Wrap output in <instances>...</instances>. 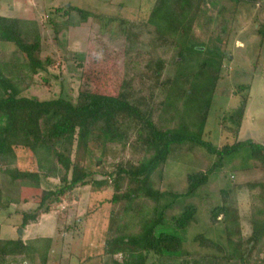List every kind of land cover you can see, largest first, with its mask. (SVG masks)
<instances>
[{
  "label": "trees",
  "instance_id": "1",
  "mask_svg": "<svg viewBox=\"0 0 264 264\" xmlns=\"http://www.w3.org/2000/svg\"><path fill=\"white\" fill-rule=\"evenodd\" d=\"M233 1L235 13L245 7L257 9V16L264 12V0ZM145 2L149 6L146 21L125 22V27L117 35L124 40V62L121 67L117 66L115 59H107L98 53L88 55L87 50L69 56L71 64L67 67V74L80 81L74 98L71 97V90L45 99L29 95L40 82L47 89L49 78L40 75L48 76L49 69H61V65L55 67L56 61L42 58L40 30L35 20L0 15V43L11 45L20 56V61L5 64L0 61V176L17 190L14 197H5L0 188V211L6 210L11 204L32 202L36 208L32 213L21 214L20 228L24 229L53 210L57 211L56 222L64 226L68 212L62 209L60 213V206L73 199L76 188L91 186L96 190L111 189V203L124 204L106 219V238L98 255L104 264H264L262 181L245 186L252 190L258 188L263 199L261 208L252 207L249 221L251 232L247 237L241 235L236 210L228 205L231 191L220 192L223 205L210 211V222L212 225L220 222L224 224L225 246L202 235L194 239L199 248L215 251L218 255L205 254L191 257L190 260L182 257L183 242L177 231L186 230L194 222L193 206L185 207L179 217H172L171 228H163L167 224L164 212L170 205L160 207L162 198L170 195L177 199L194 194L207 184L209 177L222 166L225 158L241 150L248 152L253 166L260 167L264 172V143L246 142L214 148L202 141L200 136L182 137L156 132L154 119L164 107V102L154 100L163 90L170 89L172 81L169 77L162 78L166 66L164 60L154 57L151 51L139 50L140 27L152 26L154 35H159V41L156 37L154 42L163 47L172 45L173 41L182 45L190 37L192 21L196 20L200 9H192L187 0ZM174 3L178 6L175 12L172 10ZM51 9L46 10L45 17L55 38L67 31L71 12L81 17L85 14L82 9L72 6L55 8L54 11ZM160 9L166 10L161 24L155 23L156 14L163 13ZM119 10H122L121 6ZM177 12L182 20L187 17L188 20L184 22L186 27L175 22L178 20L175 15ZM56 15L61 17L58 22L54 21ZM116 19L122 23L120 14ZM254 21L257 25L254 34L261 46L264 44V20L261 23ZM167 29H170L169 32H164ZM181 45L174 47L177 53L182 51ZM61 50H65V45L62 44ZM143 56L142 65L139 60ZM62 60L66 58L63 56ZM54 78L62 90L64 78L61 74ZM236 89L239 105L222 118L224 131L233 137L238 134L243 120L250 85H241ZM155 139L163 140L165 149L161 156L144 166L143 157ZM184 143L200 147L208 155L215 156L217 161L206 171L187 175L184 195L149 191V173L160 160L165 161L171 147ZM109 145H117L121 149L128 147V158L112 165V170L103 179L95 180L100 172L89 167L94 151L97 150L102 158L108 153ZM19 151L29 155L34 170H21L18 167ZM48 180H57L56 186H47ZM42 183L47 186L46 189L41 188ZM220 215L222 219L218 221ZM71 223L72 227H66V231L72 234L77 224L76 220ZM38 241L0 237V264H5L6 258L27 260L37 256ZM62 260V255H55L51 262L62 264Z\"/></svg>",
  "mask_w": 264,
  "mask_h": 264
},
{
  "label": "rangeland",
  "instance_id": "2",
  "mask_svg": "<svg viewBox=\"0 0 264 264\" xmlns=\"http://www.w3.org/2000/svg\"><path fill=\"white\" fill-rule=\"evenodd\" d=\"M198 1L187 0L188 6L190 5L192 9L199 7L200 11L196 20L192 21L190 37L184 40L182 45L173 41L172 45L163 47L154 42L156 37L159 41V35H154L152 26L140 27L142 33L138 40L139 50L151 51L154 57L164 60L166 66L162 78L169 77L172 81L170 89L163 90L154 100L164 102V107L154 119L156 132L158 134L168 132L170 135L177 134L182 137L200 136L202 141L210 143L214 148L246 142L262 144L264 44L260 46V40L254 34L257 26L254 19L261 23L264 20V12L258 13L257 16V9L245 7L246 10L241 8L235 13L233 0ZM67 6L82 9L85 11V18L71 12L67 31L55 38L45 17L46 10L52 8L54 11L55 8ZM119 6L122 10H119ZM148 7L145 0H0V15L35 20L40 30L42 58L48 57L56 61L55 67L61 65V69L58 67L49 69L48 76L40 75L49 78L47 89L41 85L39 79L40 85L29 95L45 99L62 91L71 90V97L74 98L80 81L77 78H70L67 74V67L71 64L68 61L69 56L74 52L87 50L88 55L98 53L107 59L111 57L115 59L117 66L121 67L124 62L122 55L124 40L117 35L125 27V22L133 20L145 22L149 13ZM166 8L168 10V5ZM177 8V4L174 3L172 10L175 12ZM165 9H160L163 13L156 14L155 23H162ZM119 14L122 23L116 19ZM175 15L178 17L175 22L181 27H186L184 22L188 20L187 17L182 20L178 12ZM171 16L173 17L172 14ZM60 20L59 15L54 17L55 22ZM169 30L164 32L168 33ZM167 38L173 40L169 36ZM62 44L65 45L64 51L61 50ZM176 45H181V52L177 53L174 50ZM63 56L66 60H62ZM144 58L143 56L139 60L142 65ZM0 61L4 64L20 61V56L11 45L0 43ZM60 74L65 81L62 90L54 78ZM241 85H250V91L238 134L233 137L224 131L222 118L238 107L236 88ZM107 149L108 153L102 158L99 157L97 150L94 151L89 167L100 172L95 176V180L103 179L104 175L112 170V165L128 158V147L121 149L117 145H109ZM164 149V141L155 139L143 157L144 166L161 156ZM170 149L171 152L165 157V161L160 160L149 173V191L184 195L187 189V175L206 171L217 161L215 156L208 155L203 149L191 143ZM17 164L21 170H34V166L30 165L29 155L23 151L18 152ZM253 165L254 162L248 152L241 150L225 158L222 166L209 177L207 184L194 194L177 199L168 195L159 201L160 207L170 205L164 212V221L167 223L164 229L172 227L170 219L179 217L185 207L195 208L194 222L186 230L177 231L183 242L182 257L190 260L191 257L205 254L218 255L215 251L198 247L194 239L199 235L225 246L224 224L220 222L212 225L210 222V211L223 205L221 191H231L228 205L238 214L241 235L249 236L252 207L263 206L259 189L245 187L248 184L264 182V172L260 167L255 168ZM6 180L0 176V188L5 197H14L17 190L8 185ZM56 184L57 180L46 182L50 188ZM47 186L41 184L42 189H46ZM112 195L111 189L96 190L91 186L76 188L73 199L60 206V213L62 209L68 212L64 226L56 222L57 211L53 210L22 229L21 214L34 212L36 205L32 202L11 204L6 210L0 211V237L16 239L19 238L18 231L22 230L20 239L23 241L39 240L37 243L39 253L27 260L6 258L4 263L53 264L51 259L55 255H62V264H104L98 255L101 254L106 238V219L111 212L120 210L124 204V202L112 204ZM217 219L219 221L222 216ZM72 220H76L77 225L71 234L66 231V227H72ZM57 228L59 232L56 231Z\"/></svg>",
  "mask_w": 264,
  "mask_h": 264
},
{
  "label": "water",
  "instance_id": "3",
  "mask_svg": "<svg viewBox=\"0 0 264 264\" xmlns=\"http://www.w3.org/2000/svg\"><path fill=\"white\" fill-rule=\"evenodd\" d=\"M22 231H18V236L21 237Z\"/></svg>",
  "mask_w": 264,
  "mask_h": 264
},
{
  "label": "clouds",
  "instance_id": "4",
  "mask_svg": "<svg viewBox=\"0 0 264 264\" xmlns=\"http://www.w3.org/2000/svg\"><path fill=\"white\" fill-rule=\"evenodd\" d=\"M20 231V230H19ZM22 231V230H21ZM19 237V236H18ZM20 238V237H19Z\"/></svg>",
  "mask_w": 264,
  "mask_h": 264
}]
</instances>
